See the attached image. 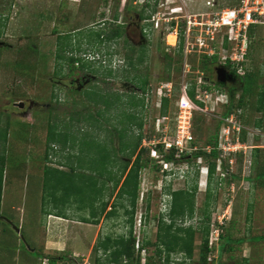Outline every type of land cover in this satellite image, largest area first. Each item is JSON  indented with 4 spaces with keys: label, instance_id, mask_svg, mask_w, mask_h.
<instances>
[{
    "label": "rangeland",
    "instance_id": "374dc122",
    "mask_svg": "<svg viewBox=\"0 0 264 264\" xmlns=\"http://www.w3.org/2000/svg\"><path fill=\"white\" fill-rule=\"evenodd\" d=\"M206 1L211 2L212 9L203 7ZM238 1L0 0V129L8 123L7 139L0 132V171L4 159L0 218L9 221H0V264H47L45 257L60 256L68 259L73 257L74 261L70 264H93L95 256L92 249L99 238H117L128 234L129 216L120 205L123 200L116 196L118 188L109 195L111 182H107L102 200L92 204L95 218L91 217L89 208L79 210L76 208L78 204H71L72 200L68 205L60 206L66 219L56 216L54 201H51L49 192L42 189L44 167L68 171L65 157L75 155L76 150L62 149L57 144H52L49 149L46 141L49 125L54 120L68 123L72 116L79 119V122L74 121L71 125L75 134L79 135V129H82L98 136L101 141L105 139L107 133L104 129L109 127L108 123L100 118V130L89 127L81 120L88 113L98 116L97 110L101 109V106L88 104L83 98V92L99 88L103 93L121 95L122 99H127V95L140 98V90L121 77V72L129 68L128 59L138 63L140 49H144L146 57L142 64H137L132 74L148 78L146 92L151 95L152 105L149 115L154 117L158 114L157 93L160 89L163 92L165 90L168 58L172 61L170 77L173 87L172 102L168 107L169 111H174L180 85L191 80L195 82L202 59L191 47L189 50L192 52L184 55L182 30L185 20L181 17L219 11L236 6ZM146 3L149 7L144 9ZM173 9H177L175 13L178 12L173 16L176 20L167 24V15ZM141 13L150 15L149 19L144 21ZM156 15L159 20L152 21ZM174 21L178 23L179 36L183 39L181 55L177 52L178 41L174 46L169 44L168 36L172 31L166 27L169 25L176 28ZM118 23H123L121 38L97 46L93 34L102 29L108 30L111 25ZM251 37L253 40L248 50L247 65L252 77L257 79L260 69L264 68V28L256 27ZM59 43L70 45V51L68 49L62 54L64 57L78 56L87 65L91 64L93 69H100L99 73L111 69L116 76L103 79L89 70L78 68L69 75L66 62L63 63V76H57L55 71ZM131 47L134 51L130 50ZM185 64L189 70L186 77L183 76ZM213 71L209 81L216 86L215 69ZM257 84L264 85V81L258 80ZM258 91L255 88L245 95L240 109L236 107L241 94H234V112L241 115L237 120L241 126L238 134L242 148L236 150L235 154L221 158L226 171L216 169L210 201L203 174L206 170L198 174L194 217L182 223L184 227L198 226L203 221L206 203L211 202L208 209L211 228L216 227V222L219 225L225 223L224 234H229L234 249L232 252L224 251L220 260H217V253L209 254L207 260H214L211 264H264V240L251 242L252 238L264 237V182L256 180L258 175L264 173V98L260 107ZM222 99L225 98L220 97ZM225 110L226 106L217 102L209 106L207 111L194 114L193 132L199 146L202 147L204 141L215 135L219 138L222 128L220 117ZM146 119L147 123L142 129L143 137L152 132L148 124L152 118ZM109 129L112 130V127ZM131 132L135 135L138 130L134 128ZM112 140L118 150L120 141L116 133ZM119 158L125 159L121 154ZM196 163L197 166H207L204 159L202 164ZM196 173L194 171L187 179L174 181L171 189L187 188ZM161 179V174L153 168L152 163L140 174V191L132 232L136 239V249L145 241L150 243L146 246V253L140 252L142 261L144 257L154 255L155 247L152 244L156 241L159 218L164 215L168 222L166 214L169 205L165 202L168 200L165 194L169 188L159 190ZM102 201L106 202V209L99 214ZM111 211L114 214L108 216ZM82 218L90 220V223L82 222ZM94 221L96 224H92ZM13 226L20 229L19 233ZM241 239L244 243L235 242ZM200 241L201 234L196 232L192 258L185 259V264H201ZM211 241H214V233ZM98 255L105 259L102 251ZM171 260L176 264L184 259L182 255L174 254ZM154 262L158 264L156 257Z\"/></svg>",
    "mask_w": 264,
    "mask_h": 264
},
{
    "label": "trees",
    "instance_id": "16d2710c",
    "mask_svg": "<svg viewBox=\"0 0 264 264\" xmlns=\"http://www.w3.org/2000/svg\"><path fill=\"white\" fill-rule=\"evenodd\" d=\"M147 7H149L148 3L144 5V9ZM142 13L140 16L143 19H149L150 15L147 16ZM111 26L112 27L108 30L102 29V31L93 34V36L96 37L97 46L101 45L103 42H115L121 38L123 34V25ZM255 28L256 27H252L250 29L249 35L251 40H253L251 37L252 30ZM1 33L2 31L0 29V35ZM65 39L68 40V37H65ZM58 45V53L56 56L57 69L55 71L57 76H63L62 71L64 62L67 63L70 73L78 68L81 70H89L95 75L98 74V76H102L103 79L116 76L111 69H105L99 73L100 69H93L91 64L87 65L84 59H81L78 56L64 57L62 54L68 49L70 51V45L68 46V43H59ZM72 50L73 49H71V51ZM79 50V47H77V51ZM130 50H133V48L131 47ZM177 52L179 55L183 52V39L181 36L178 37ZM145 57L146 53L144 49H140L137 57V64H142ZM137 64L134 63L132 59H128L129 68L124 69L121 72V77L137 87L143 95L148 88V78L132 74L137 68ZM215 66H217L215 58L202 57L198 70L203 72L205 78L209 80V76L212 77L214 74L213 69L216 68ZM171 67L172 61L168 58L166 64L168 75L164 79L165 82L171 81ZM256 78L257 79L252 77L250 67H248V71L239 78L240 82L238 89L235 90L236 92H233V96L235 93L241 94L236 108L240 109L243 107L244 96L250 94L255 88L259 90L258 102L261 107L264 98V85H258L257 81H264L263 67L260 69ZM189 83L190 89L188 95L191 99H194L195 83L193 80ZM141 96L139 98L134 95H127V99H122L121 95L103 93L99 88L85 90L83 92V98L87 103L93 104L97 107L101 106V109L97 110L98 116L94 117L88 113L86 116L82 117L81 120L89 125V127L99 128L100 130L102 129V126L100 125L102 122L101 120H104L109 124V127L104 129L105 133H107L106 137L101 141L98 139V136L96 137L87 130L85 131L82 129H79V132H81L79 135L75 134L73 130H71V125L74 121L79 122V119L73 118L72 116L69 117L70 122L68 123H58L54 120L48 128L46 138L48 148L51 149L52 144H57L61 146L62 149H75L76 152L75 155L71 154L65 157L67 161L65 167H68V171H64L57 167H44L42 189L48 191L51 201H54V209L57 211L56 216L66 219L60 206L68 205L72 200L71 204H78V207L76 206V208L79 210L89 208L91 217L95 218L96 212L94 211L92 204L97 200H102V195L107 182L112 183L109 195H112L118 188L116 196L121 201L123 200L120 205L125 209V213L129 216L128 224L130 229L127 235L117 238L109 236L103 239L99 238L92 249L95 256L93 264H154L155 257L157 258L158 264H173L171 256L174 254H180L184 259L176 264H185V259L190 260L192 258L196 232L201 234L199 261L201 264H211L214 260L212 259V261H208V255L215 253L217 247L216 245H209L212 228L210 212L208 209L211 202L206 203V208L203 213V221H201L198 226L194 227L189 225L184 227L182 225L186 219L191 220L194 217V197L198 188V171L197 173L195 172L196 175L192 179V182L187 185V188L180 190L168 189L167 195L170 196V205L166 214L168 222L165 221L164 215L159 218L156 241L152 244L155 247L154 255L144 257L142 261L140 252L144 251V253H146V246H149L150 243L145 241L138 249L135 247L136 239L132 232V225L134 211L139 198L140 174L145 168H147L149 163H152V166L156 171L159 169L158 165L154 164L155 161L150 159L148 151L140 147L143 139L142 129L145 126V118L151 113L145 109L144 98ZM233 96L229 98L230 102L226 105V110L222 116H229L234 113ZM161 105L158 114H167L169 99L167 97L162 98ZM239 114L240 113H236L237 118H241V115L239 116ZM110 127H112V130L109 129ZM134 128L138 130V133L135 135L131 132ZM7 131L8 123H5V126L0 129V132L4 134V139H7ZM115 133L120 141L118 150H116L112 140ZM204 145H209L211 147L210 151L205 152L199 150L194 153L192 159H188V161L191 162V160H195L197 157H202L206 161L208 168L206 192L207 198H209L210 201L212 192L211 185L213 183L216 164L219 158V151L217 150L218 136L215 135L212 139L204 141ZM158 150L161 153L162 147L159 146ZM119 154L125 159H120ZM47 156L48 155H46V158ZM173 156V152L169 153L165 155V160L171 161L173 160ZM132 158H134V160L131 163ZM2 160L3 164L0 171V203L4 180V159ZM225 167L226 165L223 164L222 169L224 171H226ZM257 177V181L264 182V173ZM58 194H61V196ZM213 200L215 201V199H211V201ZM100 204L99 214L103 213L106 209V202L102 201ZM148 209L149 205L147 204V210ZM113 214L114 211H111L108 213V216ZM0 221H4V219L0 218ZM82 222L90 223V220L82 218ZM95 222L96 221L92 222V224H96ZM224 225L225 223L219 225L217 222L216 225H214L219 231L217 260L221 259L224 251L232 252L234 250L231 246L232 240L228 232V235L224 234ZM262 240H264V237H255L252 238L251 242ZM235 242L237 244H242L244 243V240L241 239ZM99 251H102L105 259H102V257L98 255ZM44 260H46L47 264H70V262L74 261L73 257L68 259L66 256L45 257Z\"/></svg>",
    "mask_w": 264,
    "mask_h": 264
},
{
    "label": "built area",
    "instance_id": "2783aa9c",
    "mask_svg": "<svg viewBox=\"0 0 264 264\" xmlns=\"http://www.w3.org/2000/svg\"><path fill=\"white\" fill-rule=\"evenodd\" d=\"M206 5L209 10L213 8L211 2H207ZM175 11L177 9H173L172 12L168 13L167 24L171 23L172 20H176V17L173 16H176L178 12L175 13ZM157 16L152 17V21L156 20L157 22L159 20ZM181 18L185 20L182 30L184 55L193 51L199 57L215 58L216 67L225 69L232 78H240L248 71V50L252 43L249 32L252 27L262 26L264 28V0H239L237 5L233 7L204 14L197 13L195 16L186 15ZM175 25L176 28L169 25L166 28L168 31H172L171 34L175 36V43H177L179 37L178 23L175 22ZM190 47L192 51L189 50ZM188 73V66L185 64L183 76L186 77ZM194 83V99H191L188 95L190 83L183 82L179 88V95L174 102V111H169L168 107L165 115L157 114L154 117L150 115L147 117L152 118L151 122L148 123L151 125L152 132L143 137L140 147L148 151L150 159L154 160V164L159 167L158 172L162 177L160 191L163 187L171 189L174 181L187 179L189 175L194 173L196 162H199L198 164L203 162L202 157H197L191 162L188 159H192L194 153L199 150L209 152L211 149L209 145H203L202 147L198 145L193 132L194 114L207 111L209 106L217 104V102H221L223 106L229 103V97L224 89L207 80L203 72H197ZM164 88V92L160 89L157 93L158 109L162 106V98L167 97L169 105L172 102V82H166ZM142 96H145V109L151 112V95L147 91ZM220 97L225 99L220 100ZM220 121L222 128L217 145L219 151L216 164L217 171L222 168L221 158L224 159L226 155L235 154L236 150L242 148L238 134L241 126L236 113L221 116ZM145 122L147 123V119ZM159 146L162 147V154L158 150ZM172 152L174 153L173 160L166 161L165 155ZM165 197L168 199L165 202L169 205L170 196L165 194ZM167 208L169 209V207ZM213 233L214 241L212 242L211 235ZM218 239V229L212 228L209 245L213 246L215 244L217 246L215 251L217 254ZM44 261L46 262V260Z\"/></svg>",
    "mask_w": 264,
    "mask_h": 264
},
{
    "label": "flooded vegetation",
    "instance_id": "af4514ba",
    "mask_svg": "<svg viewBox=\"0 0 264 264\" xmlns=\"http://www.w3.org/2000/svg\"><path fill=\"white\" fill-rule=\"evenodd\" d=\"M144 21H146V19H143ZM118 25H121V23H118ZM122 25H123V23H122ZM75 71V70H74ZM73 72V71H72ZM71 72V73H72ZM71 73L69 72V70H68V74L69 75H71ZM59 77H61V76H59ZM239 78H232V80L231 81H226L224 84H218L217 83V85L219 86V87H222L223 89H225L226 90V93H227V95H228V97L230 98V97H232L233 96V92L235 91V90H237L238 89V86H239ZM137 88V87H136ZM58 101V100H57Z\"/></svg>",
    "mask_w": 264,
    "mask_h": 264
},
{
    "label": "water",
    "instance_id": "95a60500",
    "mask_svg": "<svg viewBox=\"0 0 264 264\" xmlns=\"http://www.w3.org/2000/svg\"><path fill=\"white\" fill-rule=\"evenodd\" d=\"M215 74H216V81L218 84H224L226 81H231L232 77L231 75L227 74L226 70L222 67H216L215 68ZM3 219V218H2ZM4 221H9L4 218ZM11 224V223H10ZM13 228L16 230L17 233H19L20 229L16 226H13Z\"/></svg>",
    "mask_w": 264,
    "mask_h": 264
},
{
    "label": "clouds",
    "instance_id": "9594fccd",
    "mask_svg": "<svg viewBox=\"0 0 264 264\" xmlns=\"http://www.w3.org/2000/svg\"><path fill=\"white\" fill-rule=\"evenodd\" d=\"M203 163V162H202ZM201 163V164H202ZM194 167H195V172H197L198 171V174L200 173V172H202V171H204V169L206 170V173H203L204 174V177H205V187L207 188V178H208V168H207V166L206 165H201V166H197L196 164L194 165ZM169 205H170V199H169ZM139 247H137V249H138ZM144 252V251H143Z\"/></svg>",
    "mask_w": 264,
    "mask_h": 264
},
{
    "label": "bare ground",
    "instance_id": "6f19581e",
    "mask_svg": "<svg viewBox=\"0 0 264 264\" xmlns=\"http://www.w3.org/2000/svg\"><path fill=\"white\" fill-rule=\"evenodd\" d=\"M168 38L170 39V41H169L170 46H174L175 41H176L175 36H174L173 34H170V35L168 36ZM171 41H172V42H171Z\"/></svg>",
    "mask_w": 264,
    "mask_h": 264
},
{
    "label": "crops",
    "instance_id": "0c3cea01",
    "mask_svg": "<svg viewBox=\"0 0 264 264\" xmlns=\"http://www.w3.org/2000/svg\"><path fill=\"white\" fill-rule=\"evenodd\" d=\"M207 2H210V1H206V2L203 4V5H204V6H203L204 8H205V6L207 7V5H206Z\"/></svg>",
    "mask_w": 264,
    "mask_h": 264
}]
</instances>
